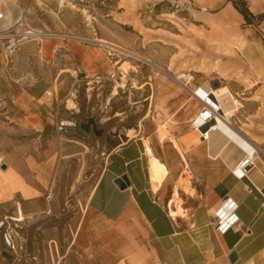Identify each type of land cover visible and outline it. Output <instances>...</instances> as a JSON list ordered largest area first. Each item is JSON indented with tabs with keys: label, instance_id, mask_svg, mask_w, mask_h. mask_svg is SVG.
<instances>
[{
	"label": "rangeland",
	"instance_id": "obj_1",
	"mask_svg": "<svg viewBox=\"0 0 264 264\" xmlns=\"http://www.w3.org/2000/svg\"><path fill=\"white\" fill-rule=\"evenodd\" d=\"M213 4L0 0V161L36 189L11 168L17 174L9 173L6 185L37 191L31 200L15 194L1 205L0 264H60L71 248L99 264L113 262L104 247L107 225L88 199L126 134L142 135L163 163L181 170L176 185L183 187V179L201 183L168 143L175 129L200 135L191 122L201 106L192 91L205 82L228 87L233 45L245 41L231 15L209 20L219 11ZM180 73L194 79H178ZM161 128L168 133L164 140Z\"/></svg>",
	"mask_w": 264,
	"mask_h": 264
},
{
	"label": "crops",
	"instance_id": "obj_2",
	"mask_svg": "<svg viewBox=\"0 0 264 264\" xmlns=\"http://www.w3.org/2000/svg\"><path fill=\"white\" fill-rule=\"evenodd\" d=\"M211 2L219 11L211 14L217 15L209 20L225 19V14L231 15L241 25L237 33L245 37L242 45L239 42V47L233 45L237 55L232 57L233 75L228 87L241 105L231 122L241 135L260 145L264 151V20L258 27L242 26L245 18L231 0ZM247 2L254 14L264 13V0ZM32 10L33 7L28 9L27 20L33 17ZM236 69H241V74L253 84L247 86L242 82L238 77L240 72L234 73ZM174 135L182 151L176 149L171 140L168 144L179 160H183V167L188 166L196 177H201L200 184H192L194 193L186 192L185 185L175 184L177 175L182 172L165 163L169 167L168 174L161 186L154 189L144 137L126 134L127 142L111 151L89 195V209L107 225L104 247L114 255L111 264H264V157L259 159L247 177L239 179L231 169L242 158V148L230 145L228 153L221 149L219 156L213 159L209 156L213 147L210 148L207 140L194 130H179L178 133L175 129ZM222 154H226L225 159ZM158 158L162 159L161 156ZM3 163L7 168L0 173V208L2 204L11 202L15 194L22 195L24 201L37 197L36 188L15 166L3 159L1 167ZM10 168L35 189L26 188L20 193L15 191L14 183L6 185V176L15 172ZM124 174L131 184L121 189L115 181ZM222 184L227 189L226 196L216 191ZM248 185L251 191L246 190ZM176 189L178 196L175 195ZM228 197L238 204L240 226L222 233L216 227L214 215ZM179 207L182 213L173 215L172 211L177 212ZM15 220H19L18 217ZM233 252L237 254L235 261L230 258ZM60 264L99 263L79 249L71 248L64 253Z\"/></svg>",
	"mask_w": 264,
	"mask_h": 264
},
{
	"label": "bare ground",
	"instance_id": "obj_3",
	"mask_svg": "<svg viewBox=\"0 0 264 264\" xmlns=\"http://www.w3.org/2000/svg\"><path fill=\"white\" fill-rule=\"evenodd\" d=\"M5 18L7 19V22L9 24V19L7 17ZM20 19H22V16H20L19 20ZM27 33H31L33 35H39V33L36 34L32 30L28 31ZM100 41L104 43H109L102 39ZM158 68L162 69L161 67ZM124 70L125 72H127L126 69ZM177 78L178 79L184 78L189 83L190 80L192 79V76L189 73H180L177 75ZM192 95L198 98V101L201 104L197 114L191 120L193 126L196 127L198 131H200L201 129L199 128V126L202 123H204V119H209L210 117L212 119L211 122L206 127V130L209 129L210 127L207 135V142L210 148L213 147L211 149H214L213 151L210 149L211 155L209 154V156L215 159L217 156H219L218 152H220L221 149H223V151L225 150V153H228L229 152L228 148L230 147V145H234L236 149L238 148L241 150L242 148L243 151H246L250 143L233 126V123L231 122V118H230V115L233 112L237 111L238 106H240L241 104L231 94L229 88L223 85L219 89H215L210 85L209 82H205L204 84L200 85V87L195 88L192 91ZM68 124L71 123L69 122ZM131 132L132 129H130V133ZM159 133L161 139L164 140V138H167L168 135L167 130L161 128ZM171 139L174 142L175 147L181 149L179 142L173 137ZM145 147H146L147 155L149 156V171H150L149 173L152 182V187L154 189H157L158 187L161 186L164 179L166 178L168 174V168L154 154V151L150 143L146 142ZM221 156L225 159L226 154H222ZM236 164L232 165V168H234ZM183 184H185V187L184 186L183 187L186 189V192L188 191L189 193H193L194 189L192 186H190L189 180L183 179ZM175 195L176 196L179 195L178 189H176ZM177 213L179 214L182 213L181 207H179L177 212L172 211L173 215H176ZM18 219L22 220L23 215H20ZM9 243L11 246H13L11 239H9Z\"/></svg>",
	"mask_w": 264,
	"mask_h": 264
},
{
	"label": "built area",
	"instance_id": "obj_4",
	"mask_svg": "<svg viewBox=\"0 0 264 264\" xmlns=\"http://www.w3.org/2000/svg\"><path fill=\"white\" fill-rule=\"evenodd\" d=\"M12 47L13 44L8 46V48L11 49ZM192 79L194 78L192 77ZM211 120H212L211 117L209 119H204V123H202L199 126V128L201 129L199 132L203 140H207V135L210 127L205 131L203 129L207 127V125L211 122ZM246 139L250 143L248 145L249 147L246 151H243L244 154L242 158L237 162L235 167L231 169V173L239 179L247 177L248 172L257 166L259 159L264 157V151L260 147V145L256 144L254 141L248 138ZM246 190L251 191V187L248 185L246 187ZM237 208H238V204L235 201H233L232 198L230 197L226 198L222 208L214 215L215 224L219 231H221L222 233H226L231 229L239 228L240 220H239V216L237 215ZM4 237L5 240L8 242L9 239H11L8 234H5ZM13 247L14 245L13 246L10 245V248Z\"/></svg>",
	"mask_w": 264,
	"mask_h": 264
},
{
	"label": "trees",
	"instance_id": "obj_5",
	"mask_svg": "<svg viewBox=\"0 0 264 264\" xmlns=\"http://www.w3.org/2000/svg\"><path fill=\"white\" fill-rule=\"evenodd\" d=\"M234 7L244 16L247 25H260L264 20V13L254 14L249 7L247 0H231ZM89 126L84 125L85 130Z\"/></svg>",
	"mask_w": 264,
	"mask_h": 264
},
{
	"label": "water",
	"instance_id": "obj_6",
	"mask_svg": "<svg viewBox=\"0 0 264 264\" xmlns=\"http://www.w3.org/2000/svg\"><path fill=\"white\" fill-rule=\"evenodd\" d=\"M204 131L206 130V127L203 129ZM76 135H79V132L75 131L74 132ZM2 168L3 169H6L7 168V164L6 163H3L2 164ZM115 183L121 188V189H124L126 188L128 185L131 184L128 176L126 174L120 176L119 178L116 179ZM216 191L221 195V196H226L227 194V189L226 187L222 184V185H219L216 189ZM6 244H8V246L10 247V243L8 241H6ZM231 258V261H235L236 258H237V254L236 252H233L230 256Z\"/></svg>",
	"mask_w": 264,
	"mask_h": 264
},
{
	"label": "flooded vegetation",
	"instance_id": "obj_7",
	"mask_svg": "<svg viewBox=\"0 0 264 264\" xmlns=\"http://www.w3.org/2000/svg\"><path fill=\"white\" fill-rule=\"evenodd\" d=\"M14 247H15V245H14ZM14 247H13V248H14Z\"/></svg>",
	"mask_w": 264,
	"mask_h": 264
}]
</instances>
